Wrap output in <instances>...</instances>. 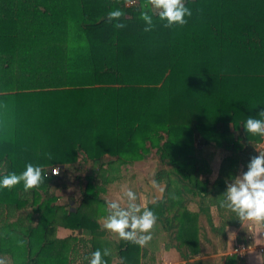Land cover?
<instances>
[{"label":"trees","instance_id":"1","mask_svg":"<svg viewBox=\"0 0 264 264\" xmlns=\"http://www.w3.org/2000/svg\"><path fill=\"white\" fill-rule=\"evenodd\" d=\"M143 2L0 0V90L70 87L51 97L50 108H61H49L46 122L40 115L31 132L21 123L11 135L0 117V179L28 163L46 176L28 192L22 183L0 188V257L8 264H74L88 243L83 264L97 249L110 250L106 264L147 262L146 246L108 239L101 220L110 169L141 161L166 165L155 174L163 196L147 208L184 259L201 252L207 224L223 250L226 227L241 224L219 200L262 140L243 125L264 109V0H185V25L167 28L154 16L148 32ZM116 8L125 12L122 29L107 20ZM214 149L227 155L213 180ZM78 167L89 170L80 175V201L59 204L53 188ZM60 226L90 237H59Z\"/></svg>","mask_w":264,"mask_h":264},{"label":"clouds","instance_id":"2","mask_svg":"<svg viewBox=\"0 0 264 264\" xmlns=\"http://www.w3.org/2000/svg\"><path fill=\"white\" fill-rule=\"evenodd\" d=\"M123 2L126 7H133L137 5L138 0H123ZM124 15L125 12L121 8H116L107 13V20L117 21L114 27L122 29L126 25L119 21ZM191 15L192 11L186 7L185 0H144L140 12V18L146 25L145 32L155 27L154 16L166 21L164 27L170 28L173 25H185L187 23L185 17ZM258 116L262 118L250 116L243 126L247 133L264 137V109L258 113ZM52 174L58 175L59 169L54 168ZM45 178L44 170L40 166L28 163L22 173H10L0 179V188L11 190L22 183L23 191L28 192L39 188ZM151 184L159 193L164 192V188L157 181L153 180ZM226 185L219 206L235 213L241 223L248 221L264 225V151L252 156L247 164V170L236 176L232 182H226ZM137 199V194L131 188H125L122 197L107 201L109 214L103 226L122 240L147 246L152 239L158 217L149 208L138 204ZM257 236L264 237V232L257 233ZM108 255L110 250L97 249L91 254L89 264H106L103 257ZM262 255L264 253L256 254L257 264ZM0 264H8V261L0 257Z\"/></svg>","mask_w":264,"mask_h":264},{"label":"crops","instance_id":"3","mask_svg":"<svg viewBox=\"0 0 264 264\" xmlns=\"http://www.w3.org/2000/svg\"><path fill=\"white\" fill-rule=\"evenodd\" d=\"M13 77H11V80ZM68 86L55 87L50 91L56 90L53 94H50L48 89L33 88L25 90H12V91H2L0 90V117L3 121L5 129L15 135V126L21 123H25L27 128L26 132H31V129L34 128V125L37 123V118L40 117L44 119L45 122L48 121L46 117H49V112L55 111L58 108H61L56 104V106L49 105L50 101L53 102L51 97H55L60 90L69 89ZM51 110H50V109ZM44 117V118H43ZM33 133V132H32ZM214 173L212 175L213 180L217 177L215 159L212 162ZM221 163V162H220ZM219 163V165H220ZM241 174V173H240ZM239 174V175H240ZM165 188L164 184H161ZM157 191V190H156ZM159 197L162 198L163 193L157 192ZM152 201V199H151ZM155 201H152L153 203ZM190 209L195 211V204L191 203ZM207 223V220H205ZM63 231L68 230L69 233L66 235H61L59 230ZM207 233L211 234L208 240L201 241V252L195 257L184 259L181 253L177 250L175 246L168 245L167 247L158 251L160 254L159 259H154V253H148L145 263H154L159 264H257L256 254L261 253L259 251V246L264 245V237L257 236V233L264 232V225L257 223H252L248 221L242 222L239 226L229 225L226 227V234L228 237L226 249H219L220 242L216 239L213 233L210 231L208 224L206 225ZM60 234V235H59ZM57 235L59 237H67L77 235L79 237H90L87 233H81L72 229H64V227H59L57 230ZM87 239V238H86ZM239 243H248L252 244L253 248L245 256L246 258L241 259L236 254L232 253V249L236 244ZM206 247V248H205ZM205 249V251H204ZM217 250V251H216ZM156 253V252H155ZM152 254V255H151ZM240 258V259H239ZM162 259V260H161ZM116 264L117 260H114ZM152 264V263H151ZM259 264H264V255L259 257Z\"/></svg>","mask_w":264,"mask_h":264},{"label":"rangeland","instance_id":"4","mask_svg":"<svg viewBox=\"0 0 264 264\" xmlns=\"http://www.w3.org/2000/svg\"><path fill=\"white\" fill-rule=\"evenodd\" d=\"M211 89L212 87H209L208 89L204 90L205 96L206 95L211 96V94L213 93ZM212 96H215V95H212ZM214 150H215L214 152L216 153L214 158H215V164H216L215 168L217 171L220 167L219 163L227 155V152L224 150H218V149H214ZM163 167H166V165H161L160 163H158L157 160H150V161H145V162L144 161L136 162L134 164V167L130 166L127 169L122 168L121 171H119L116 168L113 170L110 169L108 176L112 180V183L108 184L107 194L103 195L105 200L110 201L113 199L120 198L123 196V190L125 188H131L137 194L138 199L136 202L140 204L142 207H147L149 203H151L152 201H156L158 199L156 197H159V195L157 194L158 191H156V189L152 187L151 182L155 180V174L157 172V169H160ZM78 168L79 169H75V170L73 169L67 170L65 172V177L63 178V180L58 182V185L56 186V188L55 187L53 188L56 195H58L59 204H65V202H69L72 204V206H74L80 201L81 188H82L80 175L84 177L86 172H89V170L85 171L84 169L81 170V167H78ZM195 209L197 208L195 207ZM106 210L108 212V207H106ZM106 217L101 218L103 223ZM203 224L205 225L206 222L202 216L200 218V225H203ZM64 229L66 228L64 227ZM59 233L61 235H66L67 233H69V231L68 230L63 231V229H60ZM107 233L110 236V237L108 236V239H112V238L114 240L120 239L118 235L108 230H107ZM208 234L211 238L212 236L209 233V231H208ZM170 237H171L170 231H167L165 229V226L163 225L162 222L157 221L156 227L153 230L152 239L149 242V244L146 246L149 250V254L154 253L153 255L154 259L160 258V254H158L159 250L171 244ZM84 238H88V237L86 236ZM245 244H248V243H245ZM89 246H90L89 243L88 245L85 244V245L79 246V249L77 250V252H75L74 264H83V260L85 256L87 255L86 251L89 249ZM239 257L245 258L244 256L243 257L239 256ZM153 261H151L150 263L148 262L147 264H151V263L159 264V263H154L155 261L154 262Z\"/></svg>","mask_w":264,"mask_h":264},{"label":"built area","instance_id":"5","mask_svg":"<svg viewBox=\"0 0 264 264\" xmlns=\"http://www.w3.org/2000/svg\"><path fill=\"white\" fill-rule=\"evenodd\" d=\"M256 149H257L258 152L259 151H264V137H262L261 142H259L257 144ZM55 168L59 169V173L61 172L60 167H55ZM252 248H253V246L251 244L239 243V244H236L233 247L232 253L243 257V256H246L248 254V252L251 251ZM259 251L261 253H264V245L259 246ZM142 264H147V263H142Z\"/></svg>","mask_w":264,"mask_h":264}]
</instances>
